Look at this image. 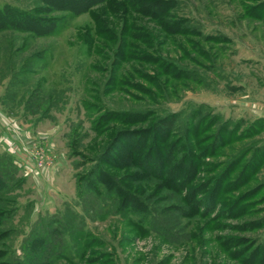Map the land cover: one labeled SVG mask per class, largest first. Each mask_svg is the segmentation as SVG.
<instances>
[{
    "label": "rangeland",
    "instance_id": "1",
    "mask_svg": "<svg viewBox=\"0 0 264 264\" xmlns=\"http://www.w3.org/2000/svg\"><path fill=\"white\" fill-rule=\"evenodd\" d=\"M4 2L56 16L58 22L53 32L39 35L0 30V163L12 171L2 198L7 213L0 222V264L23 259L27 233L40 230L46 220L58 225V217L73 214L79 222L69 226L73 232L64 231L59 243L46 249L52 251L50 264H264V0H175L161 20L175 17L193 27L176 33L145 17L147 29L158 32L150 30L151 48L145 42L138 47L151 55L155 49L192 77L162 83L167 98L155 101L148 99L154 64L115 58L107 47L111 25L103 18L114 20L113 3L73 13L39 10L46 5L41 0H0V5ZM137 6L134 2L128 13L139 15ZM130 32L144 40L138 29ZM200 103L215 116L210 131L226 123L223 140L198 158L185 190H178L184 164L175 171L176 187L163 184L151 192V207L160 205L154 199H162L154 212L161 228L133 222L134 215L124 216L109 201L100 209L102 216L95 204L83 209L77 191L94 165V142L112 131L94 133L100 113L145 105L179 111ZM129 138L120 136V141L129 146L135 136ZM102 166L118 175L133 172ZM146 175L155 188L164 182ZM142 177L123 184H137L129 188L140 196ZM192 194L195 206L186 200Z\"/></svg>",
    "mask_w": 264,
    "mask_h": 264
},
{
    "label": "trees",
    "instance_id": "2",
    "mask_svg": "<svg viewBox=\"0 0 264 264\" xmlns=\"http://www.w3.org/2000/svg\"><path fill=\"white\" fill-rule=\"evenodd\" d=\"M41 1L46 5L40 7L39 10H66L73 13L83 11L89 8V6L100 2L106 3L109 1L113 3L115 8L111 7V10L114 12V15H112L114 20L103 18L104 22L111 25V27L108 26L107 47L112 49V54L115 58H123L126 61L135 59L141 62H150V64H154L153 67H151L153 68L154 75H151L150 81L154 91L149 92V100H165V98H167L163 91L164 88L162 83H166L172 78L176 79L178 76L192 78L184 67L178 66L172 59L163 57L158 51H155V49L153 51L154 55H151L145 49H140V47H138V44L142 42H145L146 46L152 47L151 43L153 37L151 32L157 31L155 27H150L151 32L148 30L149 28L148 25H146L145 17L157 19L160 24V29L164 30L166 33H176L193 29L185 20H182L184 23L180 25L181 19L175 17H166L161 20V15L172 12L170 10L173 4H175V0ZM134 2L139 3V6L136 7L138 8L136 10L139 15L135 16L128 13L130 8H135L132 7ZM57 20L58 18H56V16H40L37 15L34 10L29 11L9 2H4L0 5V30L7 28L29 30L39 35L53 32L57 27ZM116 27H118L117 32L114 30ZM132 28L138 29L140 34L144 36V40L136 39L138 37L135 36V33L130 32ZM115 73L117 74L116 71ZM161 74L165 76L164 79L160 78ZM175 85L177 84L174 82L171 83V86ZM205 109L207 110V106L202 103L189 104L186 109H181L179 111L170 109L157 111L158 109L153 105L122 108L107 107L98 115L91 127L96 135L102 134L103 130L107 128L112 131L109 132L108 135H105L106 140L100 138L94 142L93 148L97 149L96 157L93 158L94 165L89 170V173L84 175L83 184L77 191L78 197L85 207L83 209L87 210L88 208H92V205L95 204L94 206L97 205L98 207L95 213L97 216H102L100 209L102 205L109 201V204L116 205L117 210L121 211L124 216L127 214L134 215L135 219L133 222L139 225H143L144 223L149 229L161 228L157 225L159 223L157 218L160 216L155 213L160 210L159 206L162 204L160 203L162 199H158V197L154 199L153 201H156V204L160 205L151 207L148 201V199L151 198V192L163 188V184H165V187L172 185L176 187L175 175L177 173L175 171L178 170V166L182 168L184 164V176L181 178L183 179L182 181H180L181 179L178 180L180 181L178 190H185L184 188L187 186L186 182L194 177L195 170L198 167V158L204 157L205 153L210 154L214 145L223 140L222 137L224 130H226V123H217L215 130L212 129V131H210V127L215 123V116L209 115ZM112 122H117L119 125L121 123L129 124L132 127L129 125L116 126L112 124ZM139 122H143V125H135ZM126 135L130 136L129 140L131 136H135L133 142L129 141L131 142L128 143L129 146H125L124 143L122 144L120 141V136L126 137ZM204 139H206V142L204 145H201ZM154 141L159 143L154 145ZM143 144H146V146H143ZM134 149H137V152H134ZM122 151H125V153H122ZM111 152H113V154L110 156ZM150 153L155 154L154 167L150 165L152 161ZM161 153L165 156V159H172L170 163L159 156ZM102 164L114 168L131 167L133 172L118 175L103 167ZM142 173L157 175L163 178L164 182H160V185L156 184L158 187L155 188V185L152 186L153 181L147 179V175ZM224 173L225 170L220 172L217 179L219 180V177L221 179ZM11 176L12 171L10 172V166L7 167L5 163H0V222L3 215L7 213L4 207L7 202L3 205L2 198H4L5 193L9 191L10 186L7 184V180L8 177L11 178ZM139 176H143L142 179H140L143 182V187L138 186V191L142 192L140 196L138 193L137 195L132 193V189L129 188L132 186L135 187L137 184L130 185L131 183H129V187L123 184V182H130V180L133 179L137 180ZM217 179L213 180L212 183L216 182ZM194 187L193 185L190 186V189H188L189 192H191ZM157 192L155 193L156 195ZM142 194H144L145 197H142ZM177 198L181 199L180 196ZM192 199L193 194L187 195L186 200H189L188 202L195 206L196 202L193 203ZM153 201H151V203H153ZM106 205H108V203H106ZM173 206L178 212H183L184 210L177 207V204H173ZM56 220L58 225H49V222L46 220L41 225L40 230L37 229L38 231L35 230L27 233V236L29 235V240L27 244H25L27 250L24 257H22L23 259H13L12 262L6 263L50 264L52 251L49 252V250H46L48 245L54 241L55 243H59L61 234L64 231L69 233L73 230V228L70 229L69 226H74L79 223L76 219V214H73V217L66 215L64 217H58Z\"/></svg>",
    "mask_w": 264,
    "mask_h": 264
},
{
    "label": "crops",
    "instance_id": "3",
    "mask_svg": "<svg viewBox=\"0 0 264 264\" xmlns=\"http://www.w3.org/2000/svg\"><path fill=\"white\" fill-rule=\"evenodd\" d=\"M1 118H2V117H0V129H1V122H3ZM3 123H4V122H3ZM1 130H2V129H1Z\"/></svg>",
    "mask_w": 264,
    "mask_h": 264
}]
</instances>
